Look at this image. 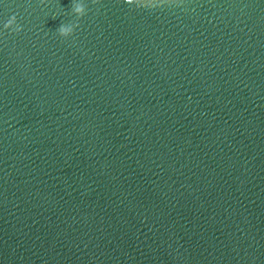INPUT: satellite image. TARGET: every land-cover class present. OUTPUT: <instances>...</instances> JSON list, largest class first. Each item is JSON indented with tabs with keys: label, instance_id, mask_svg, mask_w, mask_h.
I'll return each mask as SVG.
<instances>
[{
	"label": "water",
	"instance_id": "obj_1",
	"mask_svg": "<svg viewBox=\"0 0 264 264\" xmlns=\"http://www.w3.org/2000/svg\"><path fill=\"white\" fill-rule=\"evenodd\" d=\"M0 264H264V0H0Z\"/></svg>",
	"mask_w": 264,
	"mask_h": 264
},
{
	"label": "clouds",
	"instance_id": "obj_2",
	"mask_svg": "<svg viewBox=\"0 0 264 264\" xmlns=\"http://www.w3.org/2000/svg\"><path fill=\"white\" fill-rule=\"evenodd\" d=\"M97 2H99V0H97ZM125 2L129 5H131V4H136L138 2V0H125ZM152 6L156 7V4H152ZM73 11L77 17L83 18L87 14V7L83 3L77 2L74 4ZM77 27H79V25L77 23H73L72 25H61V27L58 30L59 35L61 37L67 39L74 34ZM3 28L7 29V30H13L16 33H19L20 31H22V28L17 23L15 16H13L11 19L7 20L3 24Z\"/></svg>",
	"mask_w": 264,
	"mask_h": 264
}]
</instances>
